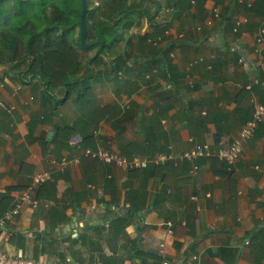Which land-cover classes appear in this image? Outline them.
<instances>
[{
	"label": "crops",
	"instance_id": "obj_1",
	"mask_svg": "<svg viewBox=\"0 0 264 264\" xmlns=\"http://www.w3.org/2000/svg\"><path fill=\"white\" fill-rule=\"evenodd\" d=\"M229 4L230 0H205L203 12L194 3L179 19H163L173 44L171 80L170 74L162 73L160 62L146 61L153 66L146 81L139 76L143 63L136 62L132 76L140 78V87L132 90L107 78L108 58L106 67L103 55L94 60L87 83L98 104L114 113L117 109L115 117L120 119L104 117L94 128L83 123L72 99H56L55 112L47 115L43 85L37 79L22 81L23 66L10 70L0 65V101L5 104L0 107V196L14 202L34 173L48 169L52 176L34 191L38 206L24 208L6 224L0 234L5 251L51 257L33 247L36 233L46 231L52 233L48 234L52 246L64 250L70 264H264V120L231 168L199 158L154 170L88 167L86 176L80 163L61 171L48 162L62 156L81 158L89 148L82 140L86 134L95 138V149L121 154L128 142L140 148L150 145L151 154L168 147L179 153L191 145L190 140L207 143L213 151L230 143L250 116L251 99L262 97L263 83L255 90L249 87L264 74V39L258 41L261 30H255L257 22L263 24L260 17L244 13L234 16L247 28L239 35L215 31ZM152 30L149 26L147 32ZM132 41L136 44V38ZM85 55L83 59L93 56ZM66 125L74 127V133L64 146L57 134ZM193 164L198 166L195 173ZM140 205L134 214L130 212ZM128 214L132 216L122 230L116 217ZM64 225H69L65 232L55 231ZM137 248L145 259L134 253Z\"/></svg>",
	"mask_w": 264,
	"mask_h": 264
},
{
	"label": "trees",
	"instance_id": "obj_2",
	"mask_svg": "<svg viewBox=\"0 0 264 264\" xmlns=\"http://www.w3.org/2000/svg\"><path fill=\"white\" fill-rule=\"evenodd\" d=\"M35 1L41 4V6L38 7V11L35 10L33 6ZM172 1V3H169V0L155 1V9L154 11H150L145 5L146 0H118L117 3H115L114 0H98V2H95L94 7L90 6L91 0H87V11L85 15L87 29L86 39L87 42H103L101 50L99 51L100 54H104V51L107 48H114L115 42L125 39L120 31L118 35L115 34L118 26L107 22L100 23L96 21L92 17L94 12H100L101 14V9H104L109 13L106 16L119 14L121 18L126 16V14L133 13L134 20H123L124 23L121 29L124 31H128L135 24L139 26L140 17H146V19L149 20L150 26L153 28L150 32L146 31L143 34L136 35V44L135 42L130 41L132 39L131 36H129L127 45H125L127 49L130 48L133 51V56L127 54L126 50H123L113 59L108 61L109 71L106 72L108 79L111 78V80H117V82L121 84L130 86L132 90L137 89L140 87V78L138 77L139 79H137L132 76L135 63H143L139 66V76H143L144 78L146 73L150 74V76L153 73V66L150 67L146 61H150L151 65H155L157 62H160L162 64V73H164L166 77L170 74L168 79H173V66L171 64V57H169V50L173 44L165 33L167 30L166 26L168 24L163 20L161 22H151V20L157 12L160 11L159 9H164V7L171 9L167 22L173 17L179 19L183 13H186L191 9L194 3H196L199 10L203 12V4L205 0ZM232 3H234L233 8H231ZM28 8H31L28 12L30 14V18L27 17L28 13L26 11ZM118 8H121V10ZM32 9L34 11H32ZM80 11L81 0H13L7 3H2V0H0V65H4L7 66V68L12 69H19V67L23 66L24 69L19 73L22 81H27L28 83L37 79V81L43 85L41 99H43L45 106L47 105V115L52 116L53 112H55L58 105L56 99H72L75 104L79 105L77 111L80 112V117L82 118L83 123L94 128L98 126L99 122L104 117H110L112 120H115V118H117L115 115L118 116L119 113L117 109L114 113L113 108L109 106H100L96 100L97 97L94 94L93 89L87 83L91 77L90 74L92 73V66H89V62L92 63L94 60L98 59L99 54L92 57L90 61H88V59L85 60V62L80 61L81 53L87 51V49H84V47L81 46L79 41ZM243 13L249 17H260L263 24L257 22L255 30L258 32L259 29H262L258 32L262 41L264 39V0H256L253 3L230 0L228 10L223 13V15L221 13V23L216 27L215 31L231 33L234 31L235 33L237 32L235 35H239L241 30L247 28L244 24H237L234 16L236 14L239 15ZM16 19L18 22H16ZM76 29L77 36L74 37L73 34ZM209 32H212V30ZM113 37L115 39H113ZM236 56L238 59V55ZM130 57H133L134 59L129 62L128 60ZM120 74H123L122 80H119L118 78ZM68 75H71V77H68ZM66 78H69L71 82H66ZM145 80L149 81V79ZM262 83L264 84V74L260 79L258 78L256 80L255 84L249 87V91L255 90L256 87H260ZM155 89H159V87L156 85ZM58 93H60V97L57 96ZM263 99L264 86L260 100L263 101ZM252 111L253 110L251 109L250 116L247 120L251 118ZM116 120L120 119L117 118ZM140 128L144 133H146L145 124L141 123ZM255 131L253 132V135ZM73 133L74 127L69 125L63 126L58 129L57 139L59 142H62L61 145L65 146L67 144V140L73 135ZM82 140L85 148L89 147L90 149H95L96 140L92 134H86L83 136ZM152 152L153 148L150 145H147L146 148H140L138 145L131 142L126 143L122 149V153H124V155L127 154V156L135 154L149 156L152 155ZM207 158L218 162L216 157ZM79 163L84 175L86 176H88V171L86 170L88 167L92 168V171H94V169L96 171V168H99V170L102 171L104 169V165L101 162L90 156L82 155ZM220 165L226 166L222 162H220ZM157 167L161 166L150 165L146 169L149 170L150 168V170H154ZM13 189L15 188H10L9 190ZM0 197V203L2 204L0 207L1 216L5 210L9 209L14 204V202L12 198L8 196L2 195ZM35 198L37 199V197ZM131 208L129 210L132 214H134L135 211L141 208V205L137 207L133 206ZM128 216L129 214L121 218L116 217L117 221L115 223L118 227H121L122 230H124V227L130 221ZM131 216L129 217L131 218ZM56 226L57 225H55V227ZM48 234L51 235L52 233L46 231L36 233V237L38 238H36V242L33 245L34 249L37 247L38 251L42 253H47L48 249H54V252H51L50 255H56L58 261L67 260L66 252L64 250H60L59 247L56 248L52 246V240L49 239ZM41 239L44 240L42 246L39 245L42 241ZM45 240H47V242H45ZM70 242L74 244L76 241L71 239ZM134 253L145 259V255H142L141 250L138 248ZM35 256L37 257V255ZM151 259L157 263L160 260L157 257H153Z\"/></svg>",
	"mask_w": 264,
	"mask_h": 264
},
{
	"label": "built area",
	"instance_id": "obj_3",
	"mask_svg": "<svg viewBox=\"0 0 264 264\" xmlns=\"http://www.w3.org/2000/svg\"><path fill=\"white\" fill-rule=\"evenodd\" d=\"M218 14L219 13L215 11L214 17H218ZM210 20L211 19L208 20L207 25L211 23ZM240 61H242V59H239V62ZM261 64L264 66V59ZM29 99L32 100L33 98L30 96ZM251 103L253 110L251 118L242 125L238 135L230 143L221 145L216 151H213L207 143H199L190 140L191 145L179 153L174 152L168 147L166 150L158 151L149 156L137 154L127 156L110 149L97 147L94 150L90 148L84 149L83 156L95 158L105 166L139 170L146 169L150 165L165 166L167 164H172L177 166L182 162L194 163L199 158L214 156L218 161L231 168L239 159L245 143L252 137L257 126L264 120V99L263 101H260L253 97ZM0 107H5V104L2 101H0ZM79 160L80 157L78 156H62L58 160L55 158H49L48 162L51 166L64 171L67 167L79 163ZM197 168L198 166L193 164L191 172L195 173ZM51 179V170L48 169L38 171L31 176L28 186L17 193L13 206L0 216V234L5 229L6 224L9 222L12 223L15 217L19 215L24 208L30 207L34 209L38 206V200L34 196V191L49 182ZM171 224L172 223L167 222L169 227L172 226ZM247 243L248 242L245 241V244ZM163 245V243H160L159 252H163ZM0 264H70V262H68V260H66V262H58L57 260L55 261L40 257L32 258L24 254H11L1 249L0 243ZM161 264H167V262L163 261Z\"/></svg>",
	"mask_w": 264,
	"mask_h": 264
},
{
	"label": "rangeland",
	"instance_id": "obj_4",
	"mask_svg": "<svg viewBox=\"0 0 264 264\" xmlns=\"http://www.w3.org/2000/svg\"><path fill=\"white\" fill-rule=\"evenodd\" d=\"M10 1H13V0H2V3L4 2V3H7V2H10ZM80 1V0H79ZM120 1H123V0H120ZM155 1H160V0H146V3H145V5L147 6V8L150 10V11H154V9H155ZM95 2H98V0H91V4H90V6L91 7H94L95 6ZM112 2V1H111ZM114 2L115 3H117L118 2V0H114ZM173 1L172 0H169V3H172ZM130 3V2H129ZM128 3V4H129ZM1 5H4V4H1ZM33 6H34V9L35 10H37L38 11V7H40L41 6V4H39L37 1H35L34 3H33ZM119 10H121V8H118ZM164 9H166V10H164ZM164 9H159L160 11H158L157 12V14L153 17V19L151 20V22H153V21H158V22H161L163 19H168V17H169V12L171 11V9L170 8H168V7H164ZM31 10V8H28V10L26 11L27 13L29 12ZM119 10H117V11H119ZM32 11H34L33 9H32ZM98 11V10H97ZM96 11V12H97ZM101 14H100V12L99 13H93V15H92V17L96 20V21H98V22H107V23H109V24H112V25H115V26H118V28H117V30H116V35H118L119 34V31H120V33H122L123 34V36H124V39L125 40H121V41H119V42H115V46H114V48L112 47V48H110V49H105V51H104V54H100L99 53V51H98V48H99V46H98V44H96L95 46H93V47H90V48H84V49H87V51H85V52H82L81 53V56H80V61H82V62H85V60H87L88 59V61H90L91 60V58L92 57H94V56H96V55H98L99 54V57H101L102 55H103V58H102V61H104V66L106 67V61H107V58H108V61H110L111 59H113L119 52H121V51H123V50H126V53L127 54H129V55H131V56H133V51L129 48V49H127L126 48V45H127V42H128V39H129V36H131V39L132 40H134L135 39V37H136V35H138L139 33V31H142V33L143 32H145V31H147L148 30V28H149V26H150V23H149V20H147L146 19V17H140V19H139V23H140V25L139 26H137L135 23V25L134 26H132L128 31H124V30H122L121 29V27L123 26V20L124 21H127L128 19L130 20V19H133L134 20V18H133V16H134V14L133 13H130V14H126V16H123V18H121V16L119 15V14H115V15H111V16H106V15H108L109 13L106 11V10H102L101 9ZM32 15V14H31ZM103 16V17H102ZM27 17H29L30 18V14L28 13L27 14ZM28 19V18H27ZM104 19V20H103ZM24 20V19H23ZM102 20V21H101ZM116 20H118V21H116ZM91 21H92V19H91ZM16 22H18L17 21V19H16ZM92 23V22H91ZM202 28V27H201ZM260 30H262V29H260ZM115 34L113 33V35H114V37L116 38V36H115ZM74 35V37L75 36H77V29H76V31H75V33L73 34ZM113 37V39H115ZM137 38V37H136ZM118 39V38H117ZM132 40H130V41H132ZM117 41V40H116ZM126 44V45H125ZM132 47H134V46H132ZM98 51V52H97ZM87 53V55H89V53H92V57H88L87 59H83V58H85L86 57V54ZM123 54V53H122ZM134 58L133 57H130V59L128 60L129 62L131 61V60H133ZM92 63H90V65H91ZM82 66H84V65H82ZM99 66V64H97L96 65V68ZM10 70H12V68H9ZM107 69V68H106ZM108 69H109V67H108ZM107 69V70H108ZM68 77H71V75H68ZM25 79H26V76H25ZM66 82H71L70 81V79L69 78H66ZM39 83V82H38ZM76 106H77V108L79 107V105L78 104H75ZM121 154V153H120ZM1 243V242H0ZM2 244V243H1ZM76 244V242L74 243V244H72V245H75ZM2 246V245H1ZM1 249L3 250V251H5L2 247H1ZM38 251V248L36 247V249H35V252H37ZM48 252H47V255L48 256H50V254H51V252L53 253L54 252V249H51V250H47ZM7 252V251H6ZM53 255H51V257H48V259H51V260H54V258L52 257ZM32 258H34V257H32ZM57 261H58V259H56ZM55 260V261H56ZM58 262H60V261H58Z\"/></svg>",
	"mask_w": 264,
	"mask_h": 264
},
{
	"label": "water",
	"instance_id": "obj_5",
	"mask_svg": "<svg viewBox=\"0 0 264 264\" xmlns=\"http://www.w3.org/2000/svg\"><path fill=\"white\" fill-rule=\"evenodd\" d=\"M234 5H232L233 7ZM87 11V0H81V11L79 13V41L82 47L84 48H90L95 46L96 44L99 43V48L98 51L101 50V47L103 45V42H87L86 35H87V29H86V23H85V15ZM97 51V52H98ZM51 134V133H49ZM65 228H69V225H64L63 227L56 228L55 231H58V233H63L65 232Z\"/></svg>",
	"mask_w": 264,
	"mask_h": 264
},
{
	"label": "clouds",
	"instance_id": "obj_6",
	"mask_svg": "<svg viewBox=\"0 0 264 264\" xmlns=\"http://www.w3.org/2000/svg\"><path fill=\"white\" fill-rule=\"evenodd\" d=\"M244 1H245V0H239V2H244ZM245 2H247V1H245ZM233 4H234V3H233ZM233 7H234V6H233ZM233 7H231V8H233ZM236 23H237V20H236ZM239 24H241V23H239ZM257 40H258V41H261V37L258 38ZM12 206H13V205H12ZM12 206H11V207H12ZM5 211H6V210H5ZM5 211H4V212H5ZM17 216H18V215H17ZM9 223H10V222H9Z\"/></svg>",
	"mask_w": 264,
	"mask_h": 264
}]
</instances>
